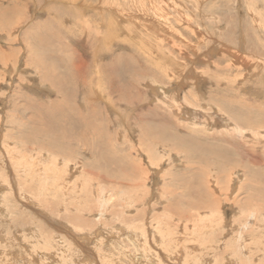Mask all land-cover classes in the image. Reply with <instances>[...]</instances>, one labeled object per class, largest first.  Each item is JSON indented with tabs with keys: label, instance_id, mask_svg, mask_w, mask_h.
I'll list each match as a JSON object with an SVG mask.
<instances>
[{
	"label": "rangeland",
	"instance_id": "rangeland-1",
	"mask_svg": "<svg viewBox=\"0 0 264 264\" xmlns=\"http://www.w3.org/2000/svg\"><path fill=\"white\" fill-rule=\"evenodd\" d=\"M0 208V264H264V0H0Z\"/></svg>",
	"mask_w": 264,
	"mask_h": 264
},
{
	"label": "bare ground",
	"instance_id": "bare-ground-1",
	"mask_svg": "<svg viewBox=\"0 0 264 264\" xmlns=\"http://www.w3.org/2000/svg\"><path fill=\"white\" fill-rule=\"evenodd\" d=\"M4 14V13H3ZM109 29V28H108ZM126 66V65H125ZM78 76V75H77ZM65 79V78H64ZM64 81V80H63ZM83 88V87H82ZM160 91L162 92V95L164 96V97H166V95L167 94H170L173 98L175 97V99H174V102H173V104H174V106H175V108L176 109H178V111H182L183 110V105H182V103H181V99L178 97L179 96V93H178V91H171V90H169V91H167V89L165 88V87H161L160 88ZM75 92V91H74ZM66 95V94H65ZM65 97V96H64ZM84 103H86V102H84ZM69 104V103H68ZM169 104H171V102L169 103ZM61 105V104H60ZM64 105H66V104H64ZM68 106V105H67ZM59 107V106H58ZM57 108V107H56ZM68 108H69V106H68ZM190 109H192V108H190ZM57 111V110H56ZM73 110H71V112H72ZM79 111H81V110H79ZM64 114V113H63ZM66 114V113H65ZM181 114H182V112H181ZM190 115V114H189ZM200 115H202L200 112H194L193 114H192V118H193V120L194 119H196L197 117H199ZM217 115V114H216ZM222 115V114H221ZM72 116V115H71ZM74 116V115H73ZM81 116V115H80ZM79 116V118L77 119V122L75 123L76 125H78V123H80V122H83L84 121V117H80ZM183 116V115H182ZM65 117V116H64ZM217 117V116H216ZM219 118V117H218ZM71 119V118H70ZM222 119V118H221ZM225 119V118H224ZM210 120V119H209ZM209 120H207V121H209ZM226 120V119H225ZM223 121V120H222ZM86 122H87V120H86ZM216 122V121H215ZM214 122V123H215ZM217 123H218V121H217ZM226 123V122H225ZM227 123H228V121H227ZM226 123V124H227ZM229 123H230V121H229ZM81 124V123H80ZM213 124V123H212ZM230 125H231V123H230ZM86 126V125H85ZM99 126V125H98ZM238 126H240V125H238ZM238 126H236V127H234V129H236L237 131H238V133H240V134H242V135H246L247 134V132H249V131H246V130H242V129H239V127ZM259 126V125H258ZM217 127V126H216ZM226 127H227V125H226ZM229 127V126H228ZM85 128V127H84ZM240 128H241V126H240ZM97 129V128H96ZM95 129V130H96ZM98 129H99V127H98ZM89 130V129H88ZM94 130V129H93ZM217 130V129H216ZM254 131V130H253ZM67 132H71V131H67ZM76 132V131H75ZM89 132V131H88ZM98 132H99V130H98ZM90 133V132H89ZM256 133H257V131H256ZM104 134V133H103ZM103 134H101V135H103ZM72 136H75V135H70L69 134V137H72ZM251 136H252V138H261V137H259V135L257 136L256 134H254V133H251ZM101 138V137H100ZM82 139V138H81ZM85 139V138H84ZM87 139V138H86ZM91 140H92V138H91ZM94 140V139H93ZM88 141V140H87ZM100 141V140H99ZM84 142H85V140H84ZM97 142V141H96ZM92 143V142H91ZM91 143H90V145H91ZM98 143V142H97ZM59 145H61V144H59ZM92 146V145H91ZM203 146V145H202ZM201 146V147H202ZM58 148H59V146H57ZM56 147V148H57ZM93 147H94V145H93ZM205 147V146H204ZM63 149V148H62ZM61 149V150H62ZM199 149H201V148H199ZM60 150V149H59ZM64 150V149H63ZM102 150V149H101ZM202 150V149H201ZM74 153V152H73ZM103 154V153H102ZM104 155V154H103ZM15 156H16V154H15ZM14 156V158H16ZM21 156V155H20ZM42 156H44V155H42ZM41 155L39 156V157H42ZM102 156V155H101ZM114 158V157H113ZM21 159H24V163H26V164H29V166L30 167H34L35 169H38V170H41V169H43L41 172H43L47 177H49L48 178V180H51L50 178H52V179H54L55 180V183H57V182H59V184H61L62 186H63V189H64V191H65V193H69V194H73L74 192H76V189L74 188V184L73 183H71L72 182V180H71V178H70V175H71V173H69L70 171H68L69 170V167L67 168V170H65L64 171V167H63V161H61L62 159H57L56 161H54V160H51L49 157L48 158H45L44 160L43 159H39V158H37V157H34L33 155H32V157L31 158H29L28 157V155H26L25 154V156H24V158L23 157H21ZM103 160V159H102ZM98 161V160H97ZM28 162V163H27ZM98 164H99V162H98ZM23 165V164H22ZM101 166V165H100ZM26 167H27V165H26ZM99 168V167H98ZM31 169V168H30ZM25 170V169H24ZM34 170V169H33ZM23 171V170H22ZM35 171V170H34ZM30 173V172H29ZM42 174V173H41ZM44 174H43V178H44ZM32 175H33V173H32ZM28 176V175H27ZM45 176V177H46ZM45 179V178H44ZM48 180H46V183L44 184V185H49V183H48ZM51 184V183H50ZM60 185V186H61ZM50 186V185H49ZM52 186H53V184H52ZM50 188V187H49ZM98 190V189H97ZM99 192V191H98ZM106 191H104L103 193H105ZM107 193H108V191H107ZM106 193V194H107ZM109 194V193H108ZM99 195V194H98ZM105 196V195H104ZM101 197V196H100ZM106 197V196H105ZM104 197V198H105ZM102 198H103V196H102ZM107 200H108V198H107ZM65 209V208H64ZM0 210H2L1 208H0ZM67 213V212H66ZM70 214V213H69ZM69 216V215H68ZM70 217V216H69ZM76 218V217H75ZM81 220V219H80ZM83 220V219H82ZM79 223V222H78ZM82 235V234H81ZM129 235V234H128ZM132 235V234H131ZM85 236H87V235H85ZM130 236V235H129ZM128 236V237H129ZM143 236V235H142ZM141 235L140 236H138L139 238H141L142 237ZM145 236V235H144ZM83 237V236H82ZM93 238V237H92ZM118 238V237H117ZM135 237H131V242H134V244H135V252L133 253L134 254V260H131V262H130V264H139V262H138V259L139 258H141V257H143L144 256V254H143V252H144V249H143V246H141L140 248H138L137 249V247H138V244H136V240L134 239ZM80 239V238H79ZM121 244V243H120ZM131 244V243H130ZM114 245V244H113ZM122 247V246H121ZM124 248V247H123ZM116 251V250H115ZM112 253V252H111ZM113 255V254H112ZM181 255V254H180ZM129 256V255H128ZM147 256V255H146ZM149 257H150V255H149ZM131 258H132V256H131ZM136 258V259H135ZM155 258V257H154ZM143 259V258H142ZM146 261V260H145ZM152 263V262H151ZM142 264V263H141Z\"/></svg>",
	"mask_w": 264,
	"mask_h": 264
}]
</instances>
